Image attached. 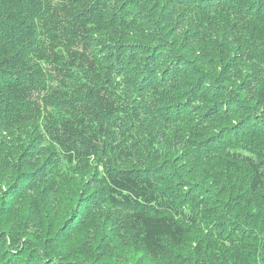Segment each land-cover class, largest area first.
<instances>
[{"label":"trees","instance_id":"trees-1","mask_svg":"<svg viewBox=\"0 0 264 264\" xmlns=\"http://www.w3.org/2000/svg\"><path fill=\"white\" fill-rule=\"evenodd\" d=\"M202 1L179 4L192 12L207 11L202 26L217 49L212 70L201 67L209 45L199 46L203 55L192 69L181 67L185 58L178 51L190 56L194 51L187 50L189 41L181 43V29L168 36L174 27L170 3L162 9L158 0H0V158L24 183L35 179L39 186L51 177L48 189L57 195L74 188L66 179L70 170L92 169L88 178L81 177L87 191L84 203L76 204L80 221L92 215L93 207L131 206L123 228L137 234L148 255L166 253L173 243L182 250L170 249L176 264H264V238L258 233L264 232V212L253 218L244 213L246 205H254L243 194L264 189V66L248 61L264 58V0ZM141 2L151 10L143 11V17ZM230 24L236 29L228 33ZM174 35L177 40L170 39ZM254 51L257 55H249ZM245 61L253 70L246 72ZM181 70L194 71L189 89L180 95L183 85L172 91V79ZM201 103L206 106L199 110H208L201 123L211 126V142L187 141L180 131L172 138L170 120ZM173 109L176 115L170 118ZM212 116L217 120L209 121ZM29 123L36 129H27ZM134 132L138 135L132 139ZM15 134L16 143H8ZM38 135L47 140V149ZM179 139L185 147L192 142L207 149H236L233 169L237 164L250 168L242 176L245 187L232 190L228 201L200 193L203 185L192 186L175 167L171 152ZM194 201L213 212L207 216L209 227L221 242L207 241V250L204 242L194 250L185 241L183 219L191 217L189 203ZM225 204H238L240 212L218 216ZM67 234L62 232L60 242ZM109 234L87 257L79 253L77 262H48L46 250L28 238L15 237L9 249L1 235V264L101 262L120 233ZM190 248L191 259L184 260Z\"/></svg>","mask_w":264,"mask_h":264},{"label":"rangeland","instance_id":"rangeland-1","mask_svg":"<svg viewBox=\"0 0 264 264\" xmlns=\"http://www.w3.org/2000/svg\"><path fill=\"white\" fill-rule=\"evenodd\" d=\"M158 1L161 3V7H163L162 9H166L165 7L168 6L169 3L171 4L170 14L172 16V23L174 24V27H172V29L169 31L168 36L171 35L173 30L181 29L183 32L181 33L179 31L181 43L183 44L184 42L189 41L191 44H189L187 50L194 51L193 55L191 56L188 55L189 53H186V51H178V53H181L182 57L185 58L181 67L184 69L187 67L192 69L190 67L191 64H196L198 61L197 58L203 55L199 49V46L209 45V54L206 58L201 60V67L212 70L211 64L213 62L211 59L216 56L217 49L212 44H209L208 40L210 39V36H207L206 30H204L202 26L205 25L207 11L204 13L192 12L191 8H186L179 4V2L182 0ZM217 1L218 0H216L215 3ZM199 2L201 3L203 1L193 0L192 3L198 4ZM204 4L209 5L208 2H204ZM141 6L142 11H140L139 15H142L143 17V11L151 10L146 8V5L142 4V2ZM147 21L148 19L143 21L142 23L144 24L142 25L145 26L146 23H148ZM227 28L228 33L229 31L236 29L234 24L228 25ZM170 39L177 40L175 35ZM237 46L238 44L234 45L232 53H235ZM176 47H178V45ZM179 47H181L180 44ZM204 53L206 56V52ZM249 55H257V53L255 51L249 52ZM248 61L251 62V65H256L261 62V67L264 66V58L255 57L254 59ZM237 62L241 63L239 58ZM243 65L245 66L246 72L250 69L253 70V67L249 65L247 61H245ZM193 68H197V66H193ZM192 71L185 73L181 70V72H179V74H177L172 79L174 85L172 86V91L180 88L181 84L183 86L181 88L180 95L181 93L183 94L184 90L187 91L189 87L186 83L192 79ZM180 74L184 76H181ZM124 79L128 81L126 75ZM125 80L124 83H126ZM183 97L188 98V96ZM204 106L206 105H203V103L198 104V106H188V113L177 119H174V121L170 120L171 122L169 125L171 126V129L169 131L171 132V136L173 132L172 138L175 137L174 133L180 131L177 133L178 136L182 138V136L184 137L185 135V139H187V141L195 139L201 140L200 142L203 143L206 140V144H209L211 140L208 130L211 126H203L201 123V121H203L206 117L208 110H199V108ZM176 111L174 109L168 111L170 118L176 115ZM212 112L213 111L211 109L210 116L213 115ZM208 119L209 121L212 119L216 121L217 116H212ZM26 128L32 131L36 129L35 125H30V123ZM262 133L263 134L260 135V138L264 139V132ZM137 135L138 133L134 132L131 138L135 139ZM38 137L39 138L37 139L39 140L40 144L44 146V149H47L46 145L49 144L45 137L43 136L46 141L40 138V135H38ZM15 138H18L16 134L14 138L10 139L11 141L8 143H16ZM125 141L129 142L130 139L125 136ZM182 141L184 143L186 142L182 139H179L180 144L178 147H176L177 150L175 152H171V155H173L176 162L175 167L183 176H187L192 180V186L199 188V185H203L204 189L200 190V193L206 192L209 195L212 194L218 198V200L226 199V201H228L229 199H227L226 196H229L232 190L236 188V191H239L242 190V187H245L242 184V176H244L243 174H249L250 168L237 164L233 169L231 165L234 164V160L232 159H234L233 154L236 152V149L223 150V148L217 146L215 149L213 148V150L207 149V147H205L206 144L196 143L195 145H192V142L189 143V146L186 145L185 147L183 146L184 143H182ZM237 143H235L233 146L237 147ZM261 148L264 149V144H262ZM163 149V151L170 152L165 147ZM50 161L52 164L55 163V159H50ZM178 161L180 162L178 163ZM3 164V160L0 158V236L3 235L5 240L8 239L9 249L12 245L11 242L15 237L28 238L33 240V242L37 244L36 246L46 250L47 255L44 257L48 259H46L48 262L57 259H62L69 262H77L79 253L84 251L81 255L86 256L87 251H91L93 248L97 247V245L107 242L108 239H110L111 234H109V230L110 232L115 230L116 233L120 234L116 236L113 251L111 249L107 259H104L101 262L96 263L95 261L89 259L91 264L177 263L174 259V254L170 253V249L175 246L174 251L180 250V253L182 251L180 246L169 243V250L166 253H160L157 256H151L145 252L144 247H142V241L138 239L137 234H135V232L130 228H123L125 216L127 215V212L131 206L117 207L115 205H104L95 209L93 207L91 209L92 215L89 218L80 221L81 219H79L78 211L76 212L79 204H76L78 202L84 203V191H87L85 185L83 184L85 180L81 177L88 178L89 175H92V169H86L85 165L82 167L76 166L74 170L69 171V176L66 177V179L68 178L69 183L74 184L72 185L74 188L70 189L71 186H69L68 190L64 189L60 194L57 195L54 193V191H50L48 189V185L50 184L49 179L51 177L47 178L39 186H37L35 179L24 183L19 179L20 176H18L16 171L9 169L8 166ZM66 174L68 173H65L63 176ZM57 176L58 180H60V174ZM244 192H247V188L244 190ZM243 194L246 195V202L254 205V207H251L246 205L244 202V205H246L244 208L246 211L244 213H248V215H250L252 218L255 216H262V212H264V189L257 192L255 195L249 192ZM189 208L190 209L188 210H190V216L194 218V220L191 217H185V219H183V223L186 225L188 233V238L186 237L187 240H185L186 244L193 245L195 250L197 247H199L198 244H200V242H204V247L207 250V241L215 240L216 242L221 243L217 235H212V229L209 227L211 219L207 218V216L213 212L206 210L203 205L197 203V201L189 203ZM79 209L81 210V208ZM228 212L239 213L240 208H238V204H233L231 207L225 204L218 213V216ZM43 228L44 232L42 233L41 230ZM65 230L68 231L69 234L67 235L69 238L63 242H60L62 232ZM258 233L261 238H264V232L259 230ZM42 235H44L43 239ZM46 240H48L47 243L44 242ZM222 244L227 245L225 243ZM1 245H5L4 241H0V247ZM224 245L223 248L226 249ZM52 246H54V248ZM190 249L191 250L189 251L184 250L185 252L183 254L185 256H182L184 260L191 259L190 251L194 250H192V248ZM209 253H211V249L209 250ZM83 259L85 260V258ZM1 262L2 260H0V264ZM5 262L6 261H4V263Z\"/></svg>","mask_w":264,"mask_h":264}]
</instances>
